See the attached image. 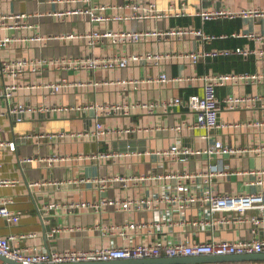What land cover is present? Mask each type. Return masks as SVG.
Segmentation results:
<instances>
[{
    "label": "crops",
    "instance_id": "1",
    "mask_svg": "<svg viewBox=\"0 0 264 264\" xmlns=\"http://www.w3.org/2000/svg\"><path fill=\"white\" fill-rule=\"evenodd\" d=\"M91 3L106 4L108 16L124 15L132 10L126 4H136L140 11L153 3L158 11L173 9L181 16L164 18L148 17L124 21L108 20L91 22L88 16L71 12L87 8ZM120 7V8H119ZM216 8L239 11L264 9V0H0V14H24L18 27L13 24L0 25V63L27 60H47L38 72L30 66L23 76L9 77L0 73V92L6 86L15 84L16 89L7 101L0 97V110L7 103L31 106H66L67 111H45L26 115L21 122H15L9 115L0 116L3 136L14 143V151L0 152V180L14 184L0 185V200L10 199L9 207L21 212L17 223H9L0 217V236L13 235L21 244L42 250H93L110 245H123L127 240L134 243H152L159 239L167 241L209 242L215 240H261L264 239V223L236 222L241 215L234 210L217 211L208 217L214 224L192 225L207 217L206 210L195 205L184 215L175 208L170 199L175 193V179L165 174L176 171L200 174L189 183L193 190L212 191L217 194H257L264 192V105L242 106L232 110L222 102L218 116L219 123H238L239 126L216 128L210 132L198 128L174 130L177 124H193L195 112L183 106H158L149 112L140 104L180 97L187 99L199 93L200 88L191 81L155 82L160 74L183 78L194 73L260 72L264 74V60L258 61L254 54L238 58L226 69L213 70L208 57L192 65L186 59L167 58L166 54H179L203 48L205 50L224 48L225 40L250 49L264 48V17L248 16L202 20L196 14L200 10ZM60 14V15H59ZM218 21L209 24L208 22ZM201 28L207 34L226 35L201 43L196 37L167 40L148 36L136 43L107 40L90 49L83 38L93 30L111 32H144L165 30L183 26ZM256 33L261 42L247 36ZM71 36V37H69ZM40 40H33V38ZM116 51L144 54L147 51L160 53L162 58L156 65L141 60L125 68L88 70L77 69L69 62L86 56H109ZM218 58V57H215ZM247 60V61H245ZM65 62V65L60 64ZM66 81L67 86L57 94H50L43 86L49 82ZM121 80H138L137 86L118 83ZM264 95V81L253 84H226L216 88L221 100L227 95ZM119 104L124 109L99 115L95 106ZM87 107L86 109H82ZM80 108V109H79ZM108 128H130V133L107 134L100 138L65 136L57 139L45 137L25 139L26 134L83 132L94 128L95 118ZM255 122H261L256 125ZM220 140L225 146L235 148L229 154H206L202 152L209 145ZM174 143L181 148L201 151L182 160L173 161L158 151L167 150ZM259 149V150H256ZM116 154V157L101 156ZM53 156L65 160L50 161ZM29 158L31 161L21 162ZM224 168V175L214 174L211 178L202 176L209 170ZM133 176L148 177L137 183H125L120 179ZM162 176V177H160ZM98 178L106 180L102 191L96 184L84 180ZM83 180V181H82ZM28 182H35L30 187ZM102 196L112 200L152 199V209L146 207L122 210L112 206L94 209L90 206L67 209L70 202H97ZM50 203L58 208L47 212L39 211ZM175 206V207H174ZM259 215L253 208L244 218ZM230 222H216L222 218ZM183 218V223H182ZM160 219L162 230L143 228L129 233L125 239L119 231L129 222L152 224ZM207 220V219H206ZM59 228L60 232L53 230ZM105 228V229H104ZM24 236V237H20ZM2 263V260H0ZM203 264H264L259 261H239Z\"/></svg>",
    "mask_w": 264,
    "mask_h": 264
},
{
    "label": "built area",
    "instance_id": "2",
    "mask_svg": "<svg viewBox=\"0 0 264 264\" xmlns=\"http://www.w3.org/2000/svg\"><path fill=\"white\" fill-rule=\"evenodd\" d=\"M125 7H129L132 11L128 14L119 15L115 14L108 16L106 10L109 8L106 4L102 3H91L87 8L76 9L71 13L76 15L88 16L91 22H105L108 20L124 21L132 19H146L148 17L154 18H164L169 15L181 16L185 14L184 8L180 12H173V9H168L166 11H158L153 3H149L140 11V7L136 4H126ZM120 8V7H119ZM202 20H212L220 18H236V17H248V16H263L264 9H244L239 11H233L230 9L216 8L211 10H200L197 12ZM60 15V14H59ZM24 14H0V25L7 26L8 24H13V26L18 27L21 20L24 18ZM148 36H155L157 39L167 40L170 38L183 39L188 36L196 37L201 43L212 41L216 38H225L226 35H214L207 34L201 28H195L193 26H183L176 28H168L165 30L156 31H144V32H111L109 30H93L87 33L83 38L86 40L90 49H94L98 45L102 44L104 41H108L115 45L119 42H131L136 43ZM247 36L254 39L257 42H261V37L256 33H247ZM71 37V36H69ZM33 40H40L36 37ZM4 43L7 40H0ZM254 54L258 61L264 60V48L256 47L255 49H250L246 46H237L235 48H219L205 50L199 48L197 50L186 51L179 54H166L167 58H177L186 59L192 65L197 64L200 61H205L206 58L211 57H230V56H243L247 58L249 55ZM162 58L160 53H155L147 51L144 54L131 53L126 54L121 51H116L109 56H86L81 59L69 62L73 64L77 69L86 68L88 70L97 69H114V68H125L132 63H137L141 60L146 63L158 64ZM48 63L47 60H37L35 63H29L27 60H16L13 62L3 61L0 63V73L7 75L9 77L17 78L18 76H23L26 72L28 65L32 71L38 72L43 64ZM60 64L65 65V62ZM155 82L167 83L170 81H191L193 84H198L197 87L200 88L199 93L190 95L187 99L175 97L167 101H162L161 104L157 102L142 103L140 106L147 109L149 112H153L160 105L163 108L167 106H183L188 110L195 112V122L193 124H177L174 130L181 131L184 128H198L204 129L206 132H210L216 128H222L226 126H239L238 123L224 124L219 123L218 116L220 112V105L223 102L228 109L236 110L240 109L242 106H255L257 104L264 105V95L258 94H248V95H227L221 100L216 95V88L219 86H224L226 84H253L256 85L261 81H264V74L260 72L250 73V72H225V73H215L208 72L204 74H192L183 78L179 77H168L166 74H160L157 79L153 80ZM118 83L129 84L132 86H137L138 80H121ZM67 86L66 81L60 82H49L43 87L48 90L50 94H57L63 88ZM15 84L6 86L3 92H0V97H5L8 101L12 95V91L16 89ZM83 107L82 109H86ZM99 115L109 114L111 112H119L124 108L119 104L105 105V106H95ZM69 109L66 106H56V107H43V106H31L23 104H9L0 110V116L9 115L14 119L15 122H21L24 120L26 115L35 114L37 112L45 111H67ZM80 109V108H79ZM261 122H255L256 125H261ZM134 129L130 128H108L99 120L98 115H96L94 128L92 130L83 132H71L70 134L60 133H46V134H26L23 137L25 139L30 138H41L45 137L48 139H57L65 136L72 137H82V138H100L107 134H124L130 133ZM14 143L9 142L3 136V128L0 125V152L5 150L14 151ZM259 150V149H256ZM235 148H230L225 146L220 140H217L213 145H209L202 152L206 154H229L235 152ZM201 151H190L185 148H181L178 143H174L167 150L158 151V154L167 156L173 161L182 160L185 156L193 154H201ZM101 156L105 157H116V154H104ZM66 157L53 156L49 160H65ZM31 161L29 158L21 159V162ZM214 174L224 175V168H218L216 170H209L207 173L202 174V176L211 178ZM201 176L200 174H194L189 172L176 171L173 174H165L164 177L168 179H175V193L170 199V201L176 205V209L181 215L185 214L188 208L195 205L200 206L202 209L206 210L207 217L202 221H193L192 225H205L208 223L214 224V221H208V217L212 216L217 211L221 210H234L241 218L236 222L249 221L253 224L264 223V192L257 194H217L212 191H201L193 190L189 187V183L193 182L194 178ZM162 177V176H160ZM148 177L143 176H133L125 179H120L121 181L129 183H137L140 180L147 179ZM83 181V180H82ZM85 182H90L96 184L100 191L106 188V180L92 178L84 180ZM14 184L12 181L0 180V185L7 186ZM30 187L36 185L35 182H28ZM12 200L6 198L0 200V217L4 218L9 223H17L21 218V212L19 210H13L9 207ZM153 200L140 198V199H128V200H112L102 196L97 202L86 203V202H70L63 205L67 209L73 208H83L90 206L94 209L103 208L105 206H112L114 208H120L122 210H129L132 206L134 208L146 207L152 209ZM59 205L56 203H50L44 208H39L41 212H47L49 209L58 208ZM253 208L259 209V215L251 218H244V214ZM207 219V220H206ZM182 218V223H183ZM216 222L224 223L230 222V219L223 217L222 220H216ZM164 223L160 219H155L152 224H147L144 222H129L122 226L119 233L125 238L129 239V233L140 230L143 228H148L151 230H162L164 228ZM105 229V228H104ZM54 232H60L61 229L56 228ZM21 238L24 236H20ZM16 236H0V256L13 261L17 264H60V263H75V262H88V261H112V260H136V259H150V258H176V257H191V256H203V255H244V254H259L264 253V239L261 240H215L209 242H192L185 243L182 241H167L165 239H159L152 243L140 242L134 243L132 240H127L125 244L117 246L110 245L106 247H100L93 250H64V251H47L42 250L41 247L32 248L25 244L19 243ZM1 264H11L9 262L2 261Z\"/></svg>",
    "mask_w": 264,
    "mask_h": 264
},
{
    "label": "water",
    "instance_id": "3",
    "mask_svg": "<svg viewBox=\"0 0 264 264\" xmlns=\"http://www.w3.org/2000/svg\"><path fill=\"white\" fill-rule=\"evenodd\" d=\"M0 259L4 262L17 264L2 256ZM264 260V253L259 254H244V255H203L191 257H176V258H150L136 260H112V261H88L75 263H60V264H203V263H223V262H239V261H259Z\"/></svg>",
    "mask_w": 264,
    "mask_h": 264
},
{
    "label": "trees",
    "instance_id": "4",
    "mask_svg": "<svg viewBox=\"0 0 264 264\" xmlns=\"http://www.w3.org/2000/svg\"><path fill=\"white\" fill-rule=\"evenodd\" d=\"M209 24H212V23H218V21H211V22H208ZM231 39L229 40H225L224 41V44L223 46H226L224 48H230V47H227V46H235L237 43L235 42H232L230 41ZM235 48V47H233ZM233 57V56H231ZM231 57H218V58H213L209 61V64L210 66L212 67L213 70H217V71H220L222 69H226L227 66H230L232 65L233 63H235L236 61H240V59L238 58H231ZM245 59V58H244ZM247 61V60H245ZM237 72V71H236ZM224 73V72H223Z\"/></svg>",
    "mask_w": 264,
    "mask_h": 264
},
{
    "label": "rangeland",
    "instance_id": "5",
    "mask_svg": "<svg viewBox=\"0 0 264 264\" xmlns=\"http://www.w3.org/2000/svg\"><path fill=\"white\" fill-rule=\"evenodd\" d=\"M1 260V259H0ZM0 264H1V261H0Z\"/></svg>",
    "mask_w": 264,
    "mask_h": 264
}]
</instances>
